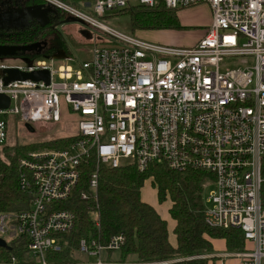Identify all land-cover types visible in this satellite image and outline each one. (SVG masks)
I'll use <instances>...</instances> for the list:
<instances>
[{
    "label": "built area",
    "instance_id": "built-area-1",
    "mask_svg": "<svg viewBox=\"0 0 264 264\" xmlns=\"http://www.w3.org/2000/svg\"><path fill=\"white\" fill-rule=\"evenodd\" d=\"M46 2L118 37L115 44L96 38L101 42L92 47L91 58L38 50L24 53L31 58L27 62L0 61V92L11 98L8 107L0 108V146L9 142L10 117L28 124L55 123L63 119L64 104L65 111L78 118V131L68 134L76 136L69 145L31 149L20 159V185L33 200L29 208L0 212V236L8 242L23 236L31 259L20 261L13 255L0 264L151 263L111 255L125 244L124 232L106 242L82 236L77 245L65 235L77 215L58 206L73 196L80 165L93 153L98 164L89 187L96 196L100 164L120 167L134 162L144 170L150 163L165 162L173 169L211 171L204 182L215 186L204 197L206 221L242 229L245 247L227 255L238 256L241 264H264V0ZM157 2L175 9L207 3L212 21L193 44L172 47L124 35L100 20L109 10ZM79 5L92 9L83 11ZM229 59L241 65L229 67ZM7 67L47 68L50 80L6 82ZM81 194L89 196L85 190ZM91 215L99 227V211L92 209ZM67 247L72 258L79 251L96 259L49 260L50 253Z\"/></svg>",
    "mask_w": 264,
    "mask_h": 264
},
{
    "label": "trees",
    "instance_id": "trees-1",
    "mask_svg": "<svg viewBox=\"0 0 264 264\" xmlns=\"http://www.w3.org/2000/svg\"><path fill=\"white\" fill-rule=\"evenodd\" d=\"M68 3L92 0H62ZM46 0H28V5L45 3ZM126 15L125 27L128 32L136 29L181 28L177 9L170 8L163 2L154 6L138 3L130 4L118 10ZM48 21H40L36 16L30 21L14 26L0 27V44L27 46L38 43L43 38L49 39V46L42 53H52L59 49L70 52L66 40L61 36L57 25L73 19L61 8H50ZM106 16V15H105ZM92 37V36H90ZM101 42L97 39L94 44ZM24 54L20 49L16 54ZM75 135L50 139L37 143H16L0 146V212H15L29 208L33 195L21 188L22 168L20 159L28 150L44 147H66ZM98 164L93 153L83 162L81 177L73 196L61 202L58 207L71 208L77 215L74 228L65 233L71 244L77 245L82 236L94 235L101 241H108L118 232L126 233V241L121 248L122 256L136 253L139 260L149 264H212L215 257H201L197 254L214 250L212 238H224L232 251L243 249L246 245L244 232L238 227L212 226L205 218L204 182L212 172L206 168L173 169L165 162L150 163L141 170L136 163L111 167L99 166V186L97 196L91 192L89 178ZM149 182L157 192V200L171 202L168 210L176 223L173 232L176 242L170 240L167 218L161 216L157 207L143 199V186ZM88 191L87 198L82 191ZM97 209L100 214L98 227L91 215ZM71 247L63 252L50 253L49 260H69ZM21 235L9 239V246H0V261L11 260L14 255L18 260L31 259ZM178 257H184L182 260ZM169 260L156 263L155 261Z\"/></svg>",
    "mask_w": 264,
    "mask_h": 264
},
{
    "label": "rangeland",
    "instance_id": "rangeland-1",
    "mask_svg": "<svg viewBox=\"0 0 264 264\" xmlns=\"http://www.w3.org/2000/svg\"><path fill=\"white\" fill-rule=\"evenodd\" d=\"M79 1V0H77ZM93 1V0H92ZM88 2V1H87ZM5 0H0V13L5 11L7 9V6ZM79 4V3H78ZM189 6H194V5H188L186 7H181L178 8L177 11H181L184 8L186 9ZM80 8H82L83 11H91L92 7L91 5L84 7L79 5ZM200 11H205V8L200 7ZM25 16L22 18L23 22H27L29 20L26 19V17L31 14L30 11L24 10V13H22ZM2 16L0 17V19ZM6 21L2 22L3 24L0 23L1 26H4V23L10 24L9 20L12 17H3ZM74 19H71L67 22H63L57 25V29L61 36L66 40V43L69 46L70 53L79 60L82 58H91L92 56V51L91 47L94 45V39L96 38H101L104 39L107 43L111 44L117 42L116 35H113L111 33L104 32L97 27L91 26L89 23L85 22L81 18H76L72 17ZM13 19V18H12ZM100 20L106 22L110 27H112L114 30H118L119 32L123 33L124 35L127 36H132L134 38H138L140 40H146L149 42L153 43H161L164 45L168 46H179V47H186L187 45L193 44L191 40L193 39L194 36V29H196L195 26L193 25H184L181 28H176L180 29L183 32H178L175 33L176 36L180 37L179 41H174L176 40L175 36L167 38V40H173V41H167L164 38L158 39L155 38L154 29L150 28H143V29H136L134 32H128V30L125 27L126 24V15L120 13L117 9L114 10H109L106 13L105 17H100ZM2 21V20H1ZM174 28V27H172ZM86 29H89L90 32H92V37H88L86 33ZM158 39V40H157ZM49 46V43L46 40H41L40 42L36 43L34 48L28 49L26 51L28 52H33L34 50L40 49L38 52H43L45 48ZM42 49V50H41ZM60 50V49H59ZM62 50V49H61ZM31 58L27 55L24 54H13V55H0V61L2 62H27ZM63 62V61H60ZM70 64L75 65L76 61H69ZM228 66H237L241 65L240 60L236 59H229L227 61ZM62 110H63V119L58 121V122H46V123H30V126L26 121L20 120L17 117H10V135H9V142L8 144L13 145L16 143H37V142H43V141H48L50 139L54 138H59V137H64L68 134H73L78 131L77 128V114H74L73 112H66L65 111V106L62 104ZM126 162H129L130 159L124 158L123 159ZM204 197H206L211 191L215 189V186L213 183H210L209 185H204ZM143 199L145 198L146 201L148 200L149 202L156 203V205L160 208L159 211L161 210H168V207L170 206L169 200H166L162 203H159L157 200V192L156 188H154L150 183H147L143 186V192H142ZM205 201V198H204ZM215 245L218 247V251H229L230 249L228 246H224L222 244V240L219 241L215 240ZM215 249V248H214ZM111 255L114 258H120L121 257V251L120 250H114L111 252ZM104 256H106V253H104ZM73 259H80V260H95L96 257H92L86 254H82L79 251H75L73 253ZM183 264V263H180Z\"/></svg>",
    "mask_w": 264,
    "mask_h": 264
},
{
    "label": "crops",
    "instance_id": "crops-1",
    "mask_svg": "<svg viewBox=\"0 0 264 264\" xmlns=\"http://www.w3.org/2000/svg\"><path fill=\"white\" fill-rule=\"evenodd\" d=\"M5 1H6V3H4V4H6L7 9L0 13V17L1 16L2 17H12L13 19L11 18L9 20L10 24H14L16 22L17 23L21 22L20 21V20H22L21 18H23L25 16V14L23 15L22 13L26 7H28V8L31 7V9H33L36 12V14L39 16L44 9H48V11L50 9V6L48 5L47 2L40 3V4H34V5H28L27 4L28 0H5ZM200 7L205 8V11H200L199 10ZM177 14H178V18L180 19L182 25H186V26L187 25H193L196 27V29H194V31H193V33H194L193 39L191 40V42H193V43L201 38V36L204 34V32L206 30L207 25H209L210 22L212 21L211 7L209 4L204 3V2L194 4V6H189L186 9L184 8L180 12L177 11ZM46 15H47V17L49 16V13L47 11L43 12L41 14V17H44ZM29 18H31V16ZM67 21H69V20H67ZM86 30L88 31L86 33V35L88 37L92 36L91 35L92 32H90L89 29H86ZM154 30H155V32L154 33L152 32V34H154L155 38H158V39L164 38L165 40H167V38L175 36L176 40H174V41L180 40V37L176 36L175 33L183 32L182 30L176 29V28H158V29H154ZM167 41H173V40H167ZM11 55H13V54H11ZM147 183H149V182H147ZM144 200H146V199L144 198ZM153 204L157 207L158 210H160V208L156 205V203H153ZM159 212H160L161 216L167 218L168 227H169V231H170V240L172 243H175L176 242V236H175L174 232L172 231L173 227L176 223L175 219L170 215L169 210H161ZM218 239H219V241L222 240V244L225 247L227 246L224 238H221V237L220 238H212V243L214 244L215 249L212 250L211 252H206L208 254L207 256L215 257L214 261L211 259V263L212 264H241V258H239L238 256L227 255V253L232 252V250H229V251H221V250L218 251L217 250L218 247L215 245V240H218ZM120 258L139 260L136 253H130V254L126 255V257H123L122 252H121ZM180 259L182 260L183 258H180Z\"/></svg>",
    "mask_w": 264,
    "mask_h": 264
},
{
    "label": "water",
    "instance_id": "water-1",
    "mask_svg": "<svg viewBox=\"0 0 264 264\" xmlns=\"http://www.w3.org/2000/svg\"><path fill=\"white\" fill-rule=\"evenodd\" d=\"M46 11L48 12V9H44L41 12V14ZM41 14L38 19L42 22L48 21L47 15L44 17H41ZM32 46L33 44L27 45V46L0 44V55L16 54L18 50L20 49L28 50V49H31ZM5 70L7 72V75L5 76L6 82H9L14 79H27V78H32L36 80L43 79L47 82L50 80V70L47 68L34 70V71H23L16 67H7ZM10 101H11V98L8 94L4 92H0V108L8 107L10 105ZM28 125L30 126V124ZM30 128L32 127L30 126ZM0 246H9V242L7 241V239H5L2 236H0Z\"/></svg>",
    "mask_w": 264,
    "mask_h": 264
},
{
    "label": "flooded vegetation",
    "instance_id": "flooded-vegetation-1",
    "mask_svg": "<svg viewBox=\"0 0 264 264\" xmlns=\"http://www.w3.org/2000/svg\"><path fill=\"white\" fill-rule=\"evenodd\" d=\"M27 9L30 11L31 14H29V15L26 17V19H28L30 16H31V17L36 16L37 19L39 18V15H37L36 12H35L33 9H31V7H29V8L26 7L24 10H27ZM24 10H23V13H24ZM32 15H33V16H32ZM48 17H49V16H48ZM21 19H22V18H21ZM30 19H31V18H29V20H28L27 22H29ZM1 20H2V21H1ZM38 20H39V19H38ZM5 21H6V20H5L3 17L0 19V23H1V24H3L2 22H5ZM20 21H21V22H19V23L16 22V23H14V24H6V23H4V26H1V25H0V27L14 26V25H21V24H25V23H27V22H22V20H20ZM41 40H46V41L49 43V39H48L47 37H46V38H43V39H41ZM41 40H40V41H41ZM40 41H39V42H40ZM35 45H36V43L33 44L32 48H34ZM38 50H40V49L34 50L32 53H36ZM41 50H42V49H41ZM25 51H26V50H25Z\"/></svg>",
    "mask_w": 264,
    "mask_h": 264
}]
</instances>
